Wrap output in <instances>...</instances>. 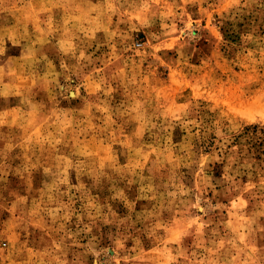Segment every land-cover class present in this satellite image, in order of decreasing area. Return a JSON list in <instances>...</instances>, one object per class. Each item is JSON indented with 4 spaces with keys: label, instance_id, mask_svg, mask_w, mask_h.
I'll list each match as a JSON object with an SVG mask.
<instances>
[{
    "label": "rangeland",
    "instance_id": "obj_1",
    "mask_svg": "<svg viewBox=\"0 0 264 264\" xmlns=\"http://www.w3.org/2000/svg\"><path fill=\"white\" fill-rule=\"evenodd\" d=\"M0 264H264V0H0Z\"/></svg>",
    "mask_w": 264,
    "mask_h": 264
}]
</instances>
